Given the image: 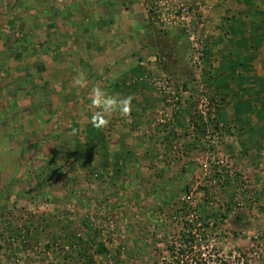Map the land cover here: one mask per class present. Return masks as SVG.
Wrapping results in <instances>:
<instances>
[{"label": "rangeland", "instance_id": "obj_1", "mask_svg": "<svg viewBox=\"0 0 264 264\" xmlns=\"http://www.w3.org/2000/svg\"><path fill=\"white\" fill-rule=\"evenodd\" d=\"M157 1L0 0V264H264V55L251 69L254 35L233 39L218 67L197 0H183L186 24L151 20ZM141 51L135 119L84 131L74 117L92 86L117 83V55ZM75 68L87 89L72 86ZM151 97L163 146L132 150Z\"/></svg>", "mask_w": 264, "mask_h": 264}, {"label": "crops", "instance_id": "obj_2", "mask_svg": "<svg viewBox=\"0 0 264 264\" xmlns=\"http://www.w3.org/2000/svg\"><path fill=\"white\" fill-rule=\"evenodd\" d=\"M230 1H233L234 3L231 4L229 3ZM247 1L248 0H197L198 2L197 4H199L198 14L200 15V17L205 18L204 20H206V25H205L206 30L212 35L209 38L203 36L202 37L203 39H201L204 44L206 43L209 49L205 52V55H209L210 57L214 55H218L219 57L218 62H217L219 63L218 67L220 66V63L223 62V56H226V49H227L228 42L233 39L238 41L240 39H243V38L245 39L247 37H251L254 35L253 37H255L254 39H256V41L254 42L255 47L249 51L248 54L250 56L247 59L248 65L252 67L251 69L255 70V68L257 67V62H256L257 60H255L256 57L254 58V55L256 54L264 55V1L258 0L257 2V0H250L251 2L250 6L249 4H247ZM106 19H107L106 24L110 28L111 23L108 24V22L111 19L108 17ZM246 21L251 23V26H250L251 28L249 30L254 31L253 34L247 35V33L249 32H246V31H244L243 34L238 33L239 26L245 23ZM99 24H101L99 25V27L103 28V24L100 22ZM105 27L107 28V26ZM99 45L100 46L98 48V52H96L98 53V55H95V57H97L98 59L99 58L108 59L111 55L113 43L111 44L102 43ZM144 46L145 45H143V47ZM145 54H146L145 51H141L140 52L141 57L140 56L130 57V55L128 56L117 55L118 59L122 58L124 60L122 64H125L123 65L122 69L119 70L120 73L118 74V77L114 79V81L117 83H112L110 86L108 85H104V86L100 85V86L107 89L109 94L116 95V96H118L117 93H122V92H125L126 96L131 95L133 97L135 96V92L143 93L145 88H147V86L143 85L142 83H138L137 81H134L131 78L134 76L140 77V76H146L149 74L147 69L140 66V64L146 62L147 59H150L149 57H146ZM133 59H135L134 63L131 61ZM130 61L133 64H136V61H138L137 65H134V66H137V68H133L131 66L126 67L127 66L126 63L129 62L130 64ZM137 100L138 99L134 98L132 101L137 103L138 102ZM154 102H155V99H152V97L150 99H144L143 101L140 102L141 117L139 118L141 120L140 121L141 128L135 133L137 136L139 134L140 135L138 137L135 136L134 138L133 137L134 134L133 135L131 134L132 135L131 137L127 136V138H125L126 140L125 142L127 144L129 143V146L131 147L132 150H136V149L145 150L146 146L149 145V141H150L149 137H152V136H153V140L155 141L157 139L159 140V141L157 140L156 142V145L159 146L157 147L158 150L156 151H159V148H162L163 146L162 143L160 142V140L163 139V137L160 136L161 132L158 133L157 128L154 130L155 127H153L152 129L149 127V124L153 122V119L150 116L152 114V111L154 110V106L156 105V103ZM90 111H93V109H90ZM90 111L88 115L84 114V115L79 116L76 119L74 117V121L76 123L83 125L84 131L87 129V128H84V125L89 123L88 121L91 116ZM130 116L132 119H135L136 117L134 113L131 114ZM115 120L116 119L112 117V121L114 122ZM162 126L161 128L163 129L165 128V130H167V128L171 130V124H169L168 127L167 126L164 127V125ZM153 131H155L156 134H159V136L158 135L155 136L153 133H151ZM112 132L113 131H107L105 134H109ZM106 143L108 144L106 145V152H108L109 154L110 153L112 154L113 148L116 147L117 140L111 138V140L110 141L107 140ZM81 145L84 146L83 144ZM132 147H135L136 149H133ZM108 153H105V155H108Z\"/></svg>", "mask_w": 264, "mask_h": 264}, {"label": "clouds", "instance_id": "obj_3", "mask_svg": "<svg viewBox=\"0 0 264 264\" xmlns=\"http://www.w3.org/2000/svg\"><path fill=\"white\" fill-rule=\"evenodd\" d=\"M75 75L72 78V86L77 89L88 88V74L80 68L74 69ZM60 90V85H56ZM88 99L90 100L91 116L89 124L92 128L101 130L106 128L112 117L118 114L120 117H128L132 111L131 104L134 99L133 96L128 95L123 98L109 94L99 84L92 86L88 93Z\"/></svg>", "mask_w": 264, "mask_h": 264}, {"label": "built area", "instance_id": "obj_4", "mask_svg": "<svg viewBox=\"0 0 264 264\" xmlns=\"http://www.w3.org/2000/svg\"><path fill=\"white\" fill-rule=\"evenodd\" d=\"M148 13L151 15L150 19L157 23L176 24L182 22L186 24L193 17L195 10L183 0H158L156 4L149 8ZM189 38L192 62H194L198 55L202 53L200 51L201 47L194 36L191 35ZM200 102H204V100H200Z\"/></svg>", "mask_w": 264, "mask_h": 264}, {"label": "trees", "instance_id": "obj_5", "mask_svg": "<svg viewBox=\"0 0 264 264\" xmlns=\"http://www.w3.org/2000/svg\"><path fill=\"white\" fill-rule=\"evenodd\" d=\"M199 264V263H198Z\"/></svg>", "mask_w": 264, "mask_h": 264}]
</instances>
